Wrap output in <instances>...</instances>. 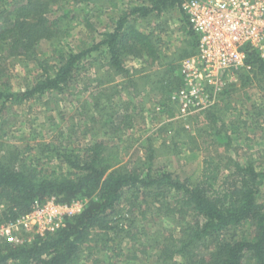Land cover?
Here are the masks:
<instances>
[{
	"label": "trees",
	"instance_id": "16d2710c",
	"mask_svg": "<svg viewBox=\"0 0 264 264\" xmlns=\"http://www.w3.org/2000/svg\"><path fill=\"white\" fill-rule=\"evenodd\" d=\"M183 1L0 0V120H6L10 108L30 101L55 102L56 110L60 96L90 92L95 86L80 106L83 131L94 133L81 147L82 141L66 139V133L72 137L74 121L69 124L72 132L60 128L50 141L22 146L0 142V223L30 211L36 200L55 196L70 203L87 198L83 210L58 231L23 245L0 242V264H141L127 253L148 264H264V161L250 157L241 163L225 125L215 127L236 102L257 101L247 90L236 94L238 84L233 83L219 102L202 110L203 117H196L208 125L199 127L202 132L188 134L183 126L172 131L173 121L160 127L176 149L179 141L194 143L192 150L203 149L196 177L157 165V132L141 141L144 155L137 153L128 162L122 157L135 144L127 136L135 122L132 115L114 111L116 95L126 92L128 98L150 102L161 96L168 118L176 115L170 95L183 84L180 61L198 47ZM84 10L93 18L106 14L110 23L96 29L88 47H75L69 42ZM172 11L178 12L190 37L188 44L173 50L164 38L165 23L158 21ZM44 40L54 45L55 54L40 49ZM244 50L250 68L239 70L242 85L255 82L263 96L264 59L251 45ZM6 60L33 65L25 87H13ZM128 60L150 62L155 69L140 71ZM89 67H96L99 77L74 89ZM252 107L245 114L252 116L257 138L264 129V103ZM90 121L113 122L122 135L99 138L108 129L90 127ZM222 136L226 141L221 144ZM215 144L222 156L211 152Z\"/></svg>",
	"mask_w": 264,
	"mask_h": 264
},
{
	"label": "rangeland",
	"instance_id": "374dc122",
	"mask_svg": "<svg viewBox=\"0 0 264 264\" xmlns=\"http://www.w3.org/2000/svg\"><path fill=\"white\" fill-rule=\"evenodd\" d=\"M128 1L129 0H125V2ZM123 6L124 4H122V7ZM83 12L81 14H85V18L80 22L78 26L75 25V38H72L69 42L70 45H73L75 47H88L93 38L98 35L96 33V29L101 30V28L103 29V26L106 23H110L108 15L106 14H103V17L99 16L97 18V16H95L93 18L90 14V16H87V10H84ZM86 17L88 19L87 22ZM179 18L180 17L178 12L172 11L158 20H161V22L165 23V27L168 32L164 35V38L169 41V46H171L172 50L177 46H184L190 41L189 34L182 30V22ZM40 49L50 55L55 54L56 52L54 45H52L50 41L47 40L41 42ZM187 58H184L180 61L181 66L183 60ZM4 63L5 67L8 68L9 79H11V83L15 89L25 87L29 80L32 79L31 75L29 74V69H31L33 65L19 61L11 62L9 60L4 61ZM127 64L139 68L140 71L146 70V67H149L150 69V62L146 64L142 60H128ZM152 69H155V65L150 70ZM240 69L235 72L232 80L228 82L227 88L231 84L237 83L238 85L234 88L235 92H237L236 94L242 96L243 90H247L254 99L257 98V101H243L245 105H242L240 101L236 102L235 107L237 109L233 108L232 110H230L226 116H223L224 118H222L219 124L215 127H219L220 124L225 125L223 131L224 133H229L228 135L233 142V148H235L233 154L240 158L241 163H246L247 160L250 159V157H255L256 161L263 162L264 140H261L259 138L261 136L259 135H264V129L258 132L259 135L256 138L253 135L254 129H252V126H250V124L252 123V116L249 117L245 113L246 111H249L253 108L252 106L255 102L258 104L264 103V95L261 96V92L255 82H252L251 84L249 83L247 86L242 85L239 73ZM88 70L89 71L84 72L85 74L80 77L81 84H79L80 82H78V86H76V88L74 89H78L79 91L83 87V83H90L91 78L99 77L96 74V67H89ZM101 74H103V72H101ZM90 87V92L95 89L94 85H91ZM177 90L178 89L174 90L171 95ZM90 92L80 94L78 93L77 95L73 94L72 92V94L60 96L59 98L62 100L56 102L58 107L56 110V106H54L55 102L50 101V103L48 102L49 104H46L44 101L39 100L30 101L23 105L10 108L6 120H0V134L3 135V137L0 138V142L8 141L15 145L22 146L24 142L50 141L57 135V132H59L60 128L64 129V131L66 132H72L69 124L70 122L74 121L75 129L72 133L73 138L71 137V135L68 136L66 133V139L69 140V143L71 141L73 144H77L78 142L82 141V144L78 143L81 147L84 142L92 140L94 134L92 131H90L89 134H87L86 131H83L85 129V125H82L81 119L85 120V118L83 117V114L80 113V106L89 96ZM118 95H116L115 98V107H113L114 111H117L123 116L126 114L132 115L135 122L134 128L127 132V136H129L130 141L134 142L135 144H133L129 149L123 150V160L125 162L133 160V158L137 157V153L144 155V151L140 150L141 141L147 136H151L152 132H157V137L153 136L155 138L154 141L156 143V148L159 154L158 160L156 162L157 165L162 168L172 170L183 177H196L202 167L204 158L203 149L192 150L191 147H195V144L192 143L190 145V143H188L187 141L177 142L179 144V147L176 149L171 143V138L169 137V135L159 132V129L166 122L173 121L174 125L172 127V131L183 126L187 129L188 134L194 131L195 133L198 131L202 132L201 128L199 127L202 126L204 128H207L208 125L203 122L204 120L200 122L198 121V119H196L197 116H202L199 115L201 111H193L186 116H179L178 103L171 101L175 104L177 111L175 116L168 118L165 110L163 111L164 107L161 104L163 103V101H161V96H158V98L155 99V101L158 100L159 102H150L148 100L142 101V99L136 100V98H128L129 95L126 92H122L121 95ZM223 96L224 95L221 94L220 98H222ZM89 103V107L92 106L91 97ZM240 109H244L243 115L238 114L240 112ZM83 111L88 114L86 109H83ZM79 123H81V125ZM96 124L98 125V127L104 126L101 131H103L104 129H108L109 131L105 134H103L104 132H100L99 138L111 137L117 139L119 137V134L120 136L122 135L121 132L115 131L113 122L108 123L106 121H103L101 123H95V121H90L89 126L96 127ZM127 136L124 135L122 136V138H128ZM225 141L226 140L224 136H222L221 138L218 137V142H220L221 144ZM197 142L198 144H201L202 139L197 138ZM127 144L128 141L127 143H125V145ZM205 144L206 143H204L203 146H205ZM211 147L212 153L217 156L223 155V153L221 152V147L217 146L216 144ZM0 155H2V152L0 153ZM38 168L40 169V167ZM133 255L134 254L132 253H127L129 259H133L132 261H136L141 264H148L147 260L136 258ZM11 264H18V262H12Z\"/></svg>",
	"mask_w": 264,
	"mask_h": 264
},
{
	"label": "built area",
	"instance_id": "2783aa9c",
	"mask_svg": "<svg viewBox=\"0 0 264 264\" xmlns=\"http://www.w3.org/2000/svg\"><path fill=\"white\" fill-rule=\"evenodd\" d=\"M182 9L198 37L197 53L183 60V85L171 95L179 116L202 111L220 101L235 72L246 66L245 45L264 59V0H184ZM87 198L61 202L52 196L0 223V242L14 246L52 234L78 215Z\"/></svg>",
	"mask_w": 264,
	"mask_h": 264
}]
</instances>
